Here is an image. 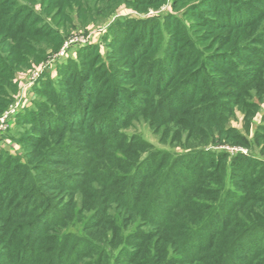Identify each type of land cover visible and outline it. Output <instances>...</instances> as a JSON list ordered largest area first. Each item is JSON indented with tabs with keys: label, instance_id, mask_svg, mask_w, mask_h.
<instances>
[{
	"label": "trees",
	"instance_id": "1",
	"mask_svg": "<svg viewBox=\"0 0 264 264\" xmlns=\"http://www.w3.org/2000/svg\"><path fill=\"white\" fill-rule=\"evenodd\" d=\"M44 1L48 4L0 0V82L6 80L12 91L22 66L38 63L28 52L22 54V64L15 60L17 36L54 39L52 52L63 42L56 30V0ZM89 1L85 10L99 15L100 24L122 5L146 11L166 3ZM244 1L197 0L184 13L206 23L215 35L232 36L223 53L203 55L204 45L196 38L187 41L184 25L173 16L118 18L106 31V53L91 44L76 48L75 58L57 65L55 81L47 74L38 78L33 90L45 100L13 118L15 128L22 123L31 127V133L18 140L24 145L22 157L0 154V264H111L102 258L118 248L114 264H264L260 247L246 248L254 251L245 257L240 254L253 233L264 232V214L252 206L246 215L241 208L249 200L264 203V189L248 195L227 190L222 199V181L211 180L228 163L235 182L250 176L255 183L264 177V162L243 155L227 162L223 153L199 149L212 144L214 136L234 144L233 129L221 128L232 112V102H219L223 95L246 98L254 93L261 100L264 93V1L252 0L248 7L256 8L254 15L243 12ZM59 9V16L67 19V6ZM204 9L208 15L201 14ZM159 20L170 34L157 50ZM253 35L262 37L251 44ZM257 43L263 47L256 48ZM238 59L245 60V68ZM216 70L222 78L214 76ZM219 85L232 91L217 89ZM104 95L109 101L93 102ZM5 98L0 94V115L9 105ZM149 101L152 109L145 111ZM255 104L249 103L253 108ZM134 113L156 127L188 121L183 127L194 131L188 152L152 151L138 135L123 132ZM12 131L2 134L3 139ZM261 151L264 154V147ZM242 162L246 166L238 167ZM78 217H87L81 235L62 233ZM129 227L132 231L121 236ZM13 234L20 235L17 243L10 240ZM205 249L206 256L198 257Z\"/></svg>",
	"mask_w": 264,
	"mask_h": 264
},
{
	"label": "rangeland",
	"instance_id": "2",
	"mask_svg": "<svg viewBox=\"0 0 264 264\" xmlns=\"http://www.w3.org/2000/svg\"><path fill=\"white\" fill-rule=\"evenodd\" d=\"M20 4L22 0H17ZM43 1L44 4H48L46 1ZM197 0H180L177 2V0H166L165 4L159 9V10H153V9H147L146 11H136L135 9L131 7H126L124 5L120 6L116 14L109 18L107 21L103 22L102 24L97 23L101 22V18L99 15H91L86 12L85 8L88 5L90 1L89 0H56L52 2L56 8L53 10L55 11V23L57 22L56 30L62 37V44L57 52H52V49H54L53 43L55 42L54 39L50 40H40L39 37L36 38H29L28 36H17V40L15 44L16 47L13 50L15 52V60L20 62L22 64V60L24 56L22 54H32L33 56L37 57V64H35L33 67L22 66V69L20 72L15 75V79L17 82L15 84V91L10 90V87L8 86V82L6 80H2L0 83V94L6 95L5 100L7 103H9L7 109L5 112L0 115V119L4 117L7 113H9L11 110L15 112H20L24 110H34L36 109V105L42 101L45 100L44 95L38 96L35 91L33 90V84L36 82L38 78L43 74H47L50 79H53L55 81L58 78L57 74V65L61 63V61H64L67 59L70 60L72 58L76 57V48L80 47H86L89 44L92 46H96L98 48L97 50H100L101 54L107 52V48L104 47V40L107 38V30L111 27L110 25L116 21L118 18L122 19H131V20H137V21H144L146 19H160L161 17L166 16H173L175 18H178L180 21V24H183L185 27V38L197 39L196 42H201L202 45H204V50H201V53L207 54H213L215 52L223 53L230 47V40L232 36H229L228 32H225L222 35H215L216 33L213 32V30L209 27H207L203 22L198 21L195 17L186 18L184 16V13L186 9L196 2ZM245 1H248L247 3ZM245 7L243 12H246L248 14L251 13V15L257 11L255 9H251V4L253 3L252 0H245ZM264 1V0H263ZM259 2L258 0H254V4ZM58 3L60 6L58 7ZM57 4V5H56ZM176 5V7H175ZM67 6V10L65 12L67 19L61 18L59 16L60 7ZM35 9L37 12L40 10L39 5H35ZM97 8L96 10H98ZM52 10V9H51ZM52 10V11H53ZM263 12V9L261 10V13ZM43 14V13H42ZM201 14L208 15L206 9L201 11ZM44 15V14H43ZM254 15V14H253ZM46 16V15H44ZM212 18L219 19L218 16H212ZM68 20V22L66 21ZM48 22V21H47ZM112 22V23H111ZM163 20L158 21L159 28L156 31V34L154 35L155 45L157 50L160 49L161 46H164L166 43V39L169 36L170 32H167L163 28ZM56 25V24H55ZM109 31V30H108ZM262 36H256L253 35L251 37V44H255L259 38ZM164 38V40H162ZM258 38V39H257ZM135 38L133 37L132 40ZM131 40V41H132ZM253 40V41H252ZM194 42V43H196ZM254 42V43H252ZM198 44V43H197ZM258 48H262L263 45L256 44L254 45ZM256 47V48H257ZM32 49V50H31ZM51 50V51H50ZM28 52V53H26ZM201 54V55H202ZM243 58H249L250 60H253V58L249 55L245 54L242 55ZM240 66L245 68V60H237ZM197 68V65H195ZM193 68V69H194ZM253 68V67H252ZM159 71L160 67L155 69V71ZM214 76L222 78V75H220L217 70L213 73ZM179 77V76H177ZM182 80L186 79L185 76L181 78ZM174 80V79H173ZM172 80V81H173ZM14 82V83H15ZM175 82V80H174ZM35 83V84H36ZM224 84L223 86H226ZM218 86L217 89L224 90L226 92L232 91V88L229 86L228 89ZM184 87V86H183ZM182 87V88H183ZM226 90H225V89ZM14 90V89H13ZM203 90V89H202ZM254 93H250L248 97L245 98V96H235V97H226L227 95H223V98L219 99V102H228L230 104V110L232 111L227 116L224 117V120L222 121L221 128L223 130L233 129V135L234 138L232 141L234 144L230 143H224L226 139L222 137V139H219V137L214 136L213 140L211 141L212 144H208L204 147H199L200 151L206 149L210 150L215 153H223L226 156L227 162L231 159V157H237L238 155H243L247 157H252L255 160H260L264 162V154L261 151V148L264 147V129L261 130V127L264 126V93L261 97V100H257L255 98ZM109 101V97L107 95L101 96L97 101H93L94 103H103ZM256 103L254 108L252 105H249V103ZM237 103V104H235ZM225 104V103H224ZM235 104V105H234ZM153 105V101H149L147 104L143 106V109L145 111L151 110ZM234 105V106H233ZM202 106V104H201ZM105 107H101L100 110H103ZM10 110V111H9ZM219 113L223 112V109H219ZM180 116V114H177ZM136 114L134 113L133 116L128 117L129 122L128 126L123 130L128 135H138L142 141L149 144L151 146L152 151H162L167 152L170 154H180L185 151L188 145V141L193 135V130L189 129L186 126L187 122L182 124V126H172L168 125V128L164 126L156 127L155 123H153L151 120L148 121V119H142L141 117H135ZM183 118H187V115H185ZM4 132L8 133L9 130H13L9 137L6 139H3L2 134H0V148L3 149L0 151L1 156L5 155H18L22 157L23 154V148L24 145L20 143L19 138L26 133H31L29 125H19L17 128L14 126V122L9 119L6 124H3ZM109 131V130H108ZM3 133V134H5ZM39 136L40 134L37 133ZM231 137V138H232ZM218 138V139H217ZM248 144L245 146V144ZM263 144V146H262ZM185 146V147H184ZM184 150V151H183ZM226 164V169L222 172L219 170H216L211 177V180L214 182L222 181L221 183V197L222 199L225 198L223 196L226 195L227 190L229 192H236L239 195H248L252 193H261V189H264V177H258L255 180V183L250 182V176L249 177H243V179H237L236 182L233 177V169L229 170L228 163ZM246 162H242L240 164H237L238 167H242L241 165L246 166ZM187 163L183 165V169L187 170ZM249 169L253 170V165L248 164ZM182 175V174H181ZM184 176V174H183ZM235 183H238L237 185ZM237 186H235V185ZM233 185V186H232ZM220 188V187H219ZM251 201H246L247 204H244L241 208V212L246 215H251L249 212L253 208L252 206H255L254 211L260 213V215L264 214V203H258L254 202L250 203ZM234 207V205H232ZM33 213L29 215V220H32ZM85 218H77L75 219L62 233L64 234H74L76 236L81 235L82 233V224H84ZM16 221H12L11 225H14ZM249 223V222H248ZM3 226L0 223V228ZM231 228V227H230ZM132 229L129 227L128 230H126L123 235L121 232V236H126L128 233H130ZM53 232V231H52ZM264 232H255L251 235L247 241H245L244 253H240L241 256L250 255L254 250L251 252H247L246 248L250 250L251 248H259L264 249ZM20 235H12L10 236V240L14 239V242L17 243L20 240ZM9 245V243H8ZM209 250V249H208ZM207 249L204 250V252H200L198 254L199 256H206ZM118 252L119 248L115 251H106V254L104 255L105 258H102L103 262L104 259H108V261L111 262V264H114L115 258H118ZM15 253V251H14ZM93 258H96V255H94ZM40 263V262H39Z\"/></svg>",
	"mask_w": 264,
	"mask_h": 264
},
{
	"label": "built area",
	"instance_id": "3",
	"mask_svg": "<svg viewBox=\"0 0 264 264\" xmlns=\"http://www.w3.org/2000/svg\"><path fill=\"white\" fill-rule=\"evenodd\" d=\"M10 111V110H9ZM17 112L11 110L9 113H7L4 117H2L0 119V134L5 133L4 132V127L3 124H6L8 122L9 119H11L13 121V118L15 117Z\"/></svg>",
	"mask_w": 264,
	"mask_h": 264
}]
</instances>
